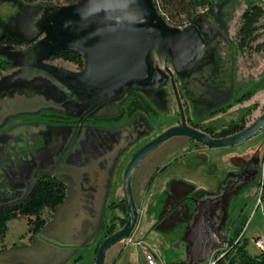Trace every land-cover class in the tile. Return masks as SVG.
Listing matches in <instances>:
<instances>
[{"label":"flooded vegetation","instance_id":"af4514ba","mask_svg":"<svg viewBox=\"0 0 264 264\" xmlns=\"http://www.w3.org/2000/svg\"><path fill=\"white\" fill-rule=\"evenodd\" d=\"M204 18L199 27L210 43L205 54L215 51L217 41L227 42L233 48L232 40L225 34L222 9L215 8ZM205 54L190 69L174 73L173 80L154 93L131 91L103 109L71 101L62 89L48 88L49 78L43 75L16 74V81L41 80L42 87L47 88L42 92L35 89L29 96L23 89L12 87L11 95L0 98V206L23 202L44 177L65 182L67 193L71 181L76 198L72 218L78 219L79 246L96 257L103 241L129 220L124 177L132 159L144 146L167 130L182 127L184 122L187 128L213 140L229 138L248 127L246 123L242 130L236 131L242 125V117L228 125L209 123L239 104L241 96L236 94L239 87L235 55L231 53L226 68L225 58L206 59ZM67 55L57 54L48 64ZM82 70L77 67L74 72ZM183 141L185 147H173ZM240 145L213 149L187 136H176L140 162L131 178L138 220L128 241L142 256L151 252L159 261L160 255L144 239H135L141 224L146 226V238L154 235L162 252L175 255L176 259L168 264L185 262L197 252V241L201 242V255L213 251L214 257H225L229 253L239 216L248 209L236 204V199L247 183L261 182L264 177V144L233 151ZM167 146L170 150L164 153ZM146 172H150L147 177ZM165 175L168 179L162 186ZM137 179L141 183L144 179V194L154 189L155 195L145 213L140 211L135 195ZM62 206L38 234H29L27 241L21 237L20 244L10 248L0 245V264H30L26 256L19 254L49 255L52 248L38 247L37 242L42 236L51 239L47 242L50 245L57 244L55 223L60 220ZM223 245L225 249H220ZM76 260L75 264H79L82 257ZM35 264L43 263L36 258Z\"/></svg>","mask_w":264,"mask_h":264},{"label":"water","instance_id":"95a60500","mask_svg":"<svg viewBox=\"0 0 264 264\" xmlns=\"http://www.w3.org/2000/svg\"><path fill=\"white\" fill-rule=\"evenodd\" d=\"M223 4L215 8L222 9ZM225 34L229 36L228 32ZM29 36L36 40L22 53L30 56L29 67L44 72L73 100L96 109L117 103L131 91L154 93L173 80L174 73L193 67L210 46L197 23L183 28L171 26L153 0H82L74 5L50 7ZM56 54L79 56L83 70L74 72L49 65ZM263 130L264 114L242 132L221 140L189 129L184 122L182 127L169 129L144 146L132 159L124 177L129 220L103 241L95 264H105L109 250L128 241L134 232L138 212L131 178L140 162L155 149L176 136H187L213 149L229 148L249 141ZM200 243L197 241V252L185 262L174 264H208L214 257L213 251L201 255Z\"/></svg>","mask_w":264,"mask_h":264},{"label":"rangeland","instance_id":"374dc122","mask_svg":"<svg viewBox=\"0 0 264 264\" xmlns=\"http://www.w3.org/2000/svg\"><path fill=\"white\" fill-rule=\"evenodd\" d=\"M215 3L219 2L218 0H213ZM264 4V0H229L226 3L224 2L222 7L223 19L225 21V26L229 35V38L232 40L233 48L237 45V33L242 26V15L250 7L251 4ZM67 6L66 0H52L51 3H42L36 2L30 5H27L20 0H0V38L4 34H18L23 36H29L33 33L34 25L49 11L50 7H62ZM216 6L220 4H215L212 7H207L205 9H199L197 13L200 15L199 19L195 22L200 25L201 19H205L204 16L211 13ZM46 7V8H45ZM162 15V14H161ZM181 25L180 28L189 26V22L186 20L185 16L179 18ZM168 22V20H167ZM169 23V22H168ZM171 25V24H170ZM173 26V25H172ZM260 31L258 32L259 38L256 43L253 44V50L242 53L237 51L235 54V68H236V84L237 87V96H241L247 91L254 90V96L249 100L241 104H235L230 110L224 114H220L217 117L215 122H209L210 124L216 123L218 126L221 124L228 125L231 121H236L240 117L245 118V121L248 126L253 124L260 116L264 114V17L259 22ZM260 48L259 51H255L254 48ZM215 51L211 50L206 55L208 57L216 58H225L226 68L229 65L232 49L227 42L217 44L213 46ZM211 48V49H213ZM25 49L20 51L6 48L0 44V57L6 58L9 61L17 64V69H14L9 72H3L0 74V98H3L6 94L14 92L12 87L17 88L19 85L15 82L16 74L21 75L22 77H30L32 75H43L48 77L44 72L38 69H31L29 67L30 60L29 55L23 56L22 53ZM50 65L61 67L73 71H77V67L74 64H71L69 61L64 59H56L50 62ZM199 65H202L201 63ZM15 76V77H14ZM13 83H16L13 86ZM43 83L41 80H35L32 84L25 85L24 92L28 93L29 96L34 93L35 89H38L39 92H42L43 89L47 87H42ZM10 88V89H9ZM3 100V99H2ZM3 104L5 103L2 102ZM174 103L170 104V115L173 114ZM264 144V130L260 132L256 137L251 140L241 144L238 148L233 149V151L242 152L247 148L258 147ZM173 147L186 146V142H177L173 144ZM171 148V147H170ZM169 147L165 148L164 153L169 152ZM158 161V159H157ZM150 172H146L144 175L147 177ZM172 172H169L168 175L172 176ZM168 175L164 176L163 183L168 179ZM144 177V179H145ZM144 179L141 183L140 179L135 180V195L137 202L140 204V211L145 213L147 205L150 200L153 198L154 189L148 190L146 194L143 192ZM140 182V183H139ZM71 183V196H74V186ZM260 182L249 184L244 187L236 199V204L245 206L248 209L247 211L240 215L239 224L244 219L245 216H248V221L246 222L244 229L242 231V239H248L249 246L248 250L251 253H258L255 249L253 242L264 236V203L259 202V192H260ZM121 193V192H120ZM69 196V189L67 194V199ZM65 200L64 204L67 202ZM63 204V205H64ZM260 204V209L258 206ZM69 208L63 209V213L60 217V220L55 223V226L58 228L55 229L56 237L58 238L55 242L56 246L60 247L64 252L63 256L57 261H47L43 264H57L58 261L61 264H75V260L78 257H82V262L79 264H93L95 254L91 251L86 250L82 246H79L78 238V223L77 218H72L73 213L75 212V206L69 204ZM238 214V213H237ZM146 226L141 224L140 231L135 239H144L145 242L156 250L159 253L158 264H168L170 260L173 261L176 259L175 255L173 257L171 254L162 252L157 246V241L155 236L146 238L144 233L146 232ZM28 226L27 221L19 219L13 221L9 224V231L7 237L4 241V244L7 248H10L13 244H20L21 237H24L25 241L28 240ZM154 237V238H153ZM48 240L51 241L48 237H42L38 239L37 246L45 245V247L50 246ZM36 249V248H35ZM75 252V254H73ZM72 257V258H69ZM145 264L142 254H140L139 249L132 245L131 242L125 241L115 245L107 253L105 264Z\"/></svg>","mask_w":264,"mask_h":264},{"label":"trees","instance_id":"16d2710c","mask_svg":"<svg viewBox=\"0 0 264 264\" xmlns=\"http://www.w3.org/2000/svg\"><path fill=\"white\" fill-rule=\"evenodd\" d=\"M21 2L30 5L36 2L51 3L52 0H20ZM67 6L74 5L82 0H66ZM158 11L162 14L165 20H168L169 24L173 27H179L182 16H185L189 24L195 23L200 15L197 13L199 9H205L212 7L215 4H221L226 0H218L215 3L213 0H153ZM264 17V4H251L250 7L242 15V26L237 33V45L232 49V53L235 55L237 51L242 53L253 50V44L258 41L260 31L259 22ZM32 36H23L18 34H4L0 38V44L6 48H12L15 50H22L29 48L36 40H31ZM254 50L257 52L260 48L256 47ZM57 55V54H56ZM58 57V56H56ZM66 61H69L76 65L78 68H83L82 59L75 54H68L64 57ZM171 63L170 60L168 62ZM17 69V64L9 61L6 58L0 57V74L3 72H9ZM48 88L61 89L53 84L51 80H48ZM16 83L19 85L17 89L25 90V85L32 84L23 79H18ZM14 88V87H13ZM63 91V90H62ZM63 95L68 98L69 95L66 92H62ZM255 94L254 90L247 91L238 99V103H244L249 101ZM137 95V94H136ZM72 101V98H70ZM148 104V103H147ZM245 118H242V125L238 127L236 131L242 130L245 127ZM234 129H232L233 131ZM229 132L226 131V135ZM260 202L264 203V177L260 182ZM67 198V185L57 178H42L40 179L32 189L28 197L21 203L14 206H0V245L4 244L9 231V224L13 221L23 219L27 221L28 233L30 235L38 234L49 220V217L64 204ZM260 209V204L258 206ZM47 216H44V214ZM248 216L240 222L237 228L234 239L231 243V249L225 257L218 259L217 264H264V251L258 253H251L248 250V239L239 240L242 235V231ZM112 233V231L110 232ZM76 260L75 262H77Z\"/></svg>","mask_w":264,"mask_h":264},{"label":"crops","instance_id":"0c3cea01","mask_svg":"<svg viewBox=\"0 0 264 264\" xmlns=\"http://www.w3.org/2000/svg\"><path fill=\"white\" fill-rule=\"evenodd\" d=\"M70 194H71V192L69 190L68 199L66 198L67 202L61 207L62 208L61 214L63 213V209H67L70 207L69 204H72L73 206H75V199H76L75 194H74V196H71ZM50 247L52 248L51 249L52 252L50 251L49 255L48 254L47 255H42V254L39 255V253H37V257H36V255L31 252V253L25 254V255L19 254V256L20 257L22 255H23V257L26 256V258L28 259L30 264H35L36 258L38 261H41L42 263L47 262V261H52V263H53L54 261L59 260L61 258V256H63L64 252L62 251V249L60 247H58L56 245H50ZM50 247H48L49 249H46V250H50ZM73 254H75V252ZM69 258H72V257H69ZM57 264H61V262L58 261Z\"/></svg>","mask_w":264,"mask_h":264},{"label":"built area","instance_id":"2783aa9c","mask_svg":"<svg viewBox=\"0 0 264 264\" xmlns=\"http://www.w3.org/2000/svg\"><path fill=\"white\" fill-rule=\"evenodd\" d=\"M260 189H261V187H260ZM260 192H259V195H260ZM258 201L260 202V200H258ZM241 239H242V235L239 238V240H241ZM253 244H254L255 249L258 252L264 251V236L256 239L253 242ZM221 257L222 256H215V257H213L208 264H217L218 259H220ZM143 260H144L145 264H158L157 258L151 252H145L144 255H143Z\"/></svg>","mask_w":264,"mask_h":264}]
</instances>
